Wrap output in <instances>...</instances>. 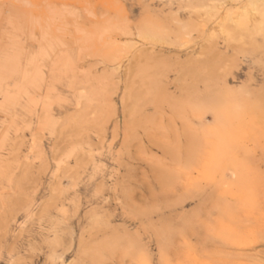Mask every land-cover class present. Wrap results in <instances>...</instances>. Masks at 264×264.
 Returning <instances> with one entry per match:
<instances>
[{"label":"rangeland","instance_id":"obj_1","mask_svg":"<svg viewBox=\"0 0 264 264\" xmlns=\"http://www.w3.org/2000/svg\"><path fill=\"white\" fill-rule=\"evenodd\" d=\"M254 4L0 0V264H264Z\"/></svg>","mask_w":264,"mask_h":264},{"label":"bare ground","instance_id":"obj_2","mask_svg":"<svg viewBox=\"0 0 264 264\" xmlns=\"http://www.w3.org/2000/svg\"><path fill=\"white\" fill-rule=\"evenodd\" d=\"M257 6L254 4V10H256L258 13H260V15H261V18H262V22L264 21V11L263 10H261V11H259L257 8H256ZM243 22H247V19H245V18H243ZM246 20V21H245ZM220 22V21H219ZM242 22V23H243ZM223 23V22H222ZM233 25H234V23H232ZM260 24V23H259ZM240 26H243L242 24L240 25ZM257 26H259V25H257ZM235 27V26H234ZM237 28V27H236ZM260 28V27H259ZM257 29V28H256ZM228 35H231V33H232V29H229V28H227V29H225L224 30ZM260 31V30H259ZM89 35V34H88ZM89 39V38H88ZM84 89V88H83ZM259 228H260V226H259ZM249 248V247H248ZM243 249V248H242Z\"/></svg>","mask_w":264,"mask_h":264}]
</instances>
